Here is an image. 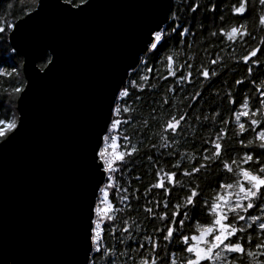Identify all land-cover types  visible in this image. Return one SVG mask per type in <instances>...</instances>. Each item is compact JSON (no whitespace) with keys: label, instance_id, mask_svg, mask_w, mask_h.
<instances>
[{"label":"snow or ice","instance_id":"obj_1","mask_svg":"<svg viewBox=\"0 0 264 264\" xmlns=\"http://www.w3.org/2000/svg\"><path fill=\"white\" fill-rule=\"evenodd\" d=\"M89 4L90 0H57L56 7L68 16H77ZM249 4L250 0H236L230 6V15L239 22L228 28L221 26L211 33L221 41L226 39L233 45L247 46L233 61V66H240L238 72L243 70L233 81L236 90L228 92L222 101L227 106L228 118L213 109L212 117L204 116L205 123L200 125L207 129L208 121L214 125L219 119L223 126L214 128L207 138L194 134L189 144L183 125L188 122L191 106L183 113L169 111L160 121L152 115L144 126L155 127L156 131L148 137L149 151L141 157L143 142L137 146L130 136L116 134L121 126L135 119L134 116L128 118L133 111L131 104L149 103L142 94L151 88L153 69L141 57H150L153 64L157 60L163 63L166 74L158 79L165 83L172 79L174 83L167 92L173 94L179 87L193 84L197 78L201 83L209 81L204 88L207 90L220 75L214 67L201 66L195 69L194 76L193 64L177 66L173 55L161 56L170 44L174 47L176 41L186 39L194 24L184 26L175 18L170 21L166 13L144 31L134 61L111 88L108 109L104 110L92 139L89 167L93 183L81 225L85 253L82 264H98V260H102V264H117L119 258L123 264H264V60L261 59L264 39L257 42L253 35L256 29L249 30ZM258 4L259 12L254 5L251 8L255 13L253 24H258L259 31L264 33V0H258ZM32 5L27 9L22 7V15L14 21L0 20V45L6 42L7 34L16 55L26 56L14 41L39 15L43 0H32ZM200 8L198 3L189 5L193 19ZM218 8L219 3L209 0L202 25L209 15L215 24ZM219 20L223 24V14ZM161 24H166L167 28ZM54 56V51L42 49L26 57L29 65L42 62L40 70L33 73L38 77L50 71ZM218 61L222 63L216 56L209 63L215 66ZM29 88L30 81L13 86L11 94L21 101ZM202 95L203 91L197 92L190 99L198 101ZM171 105V100H163V109ZM21 124L22 113L19 116L5 114L0 118V144L9 141ZM181 137L192 154L179 151ZM137 158L146 161V166L142 165L143 171L125 182L127 187H121L116 183V174L135 170L130 166ZM145 177H150L146 184L130 191L133 182H141ZM133 198L135 207L131 202ZM117 231L120 235L116 238L118 243L114 244L112 240ZM118 247L122 250L118 251Z\"/></svg>","mask_w":264,"mask_h":264},{"label":"water","instance_id":"obj_2","mask_svg":"<svg viewBox=\"0 0 264 264\" xmlns=\"http://www.w3.org/2000/svg\"><path fill=\"white\" fill-rule=\"evenodd\" d=\"M171 2L90 0L68 16L57 0H43L14 41L26 56L42 49L55 56L50 71L37 77L38 61L29 65L17 55L30 88L16 103L21 127L0 144V264H82L94 132L144 31L169 15Z\"/></svg>","mask_w":264,"mask_h":264},{"label":"trees","instance_id":"obj_3","mask_svg":"<svg viewBox=\"0 0 264 264\" xmlns=\"http://www.w3.org/2000/svg\"><path fill=\"white\" fill-rule=\"evenodd\" d=\"M211 2L219 3L215 24H213V17L209 15L208 20L203 21L202 25V20L206 14V6L209 4V0H172L168 15L170 21L172 18H175L177 23L183 24L184 26L194 24V27H190L186 39L176 41L174 47L170 44L168 49L161 53V56L173 55L177 66L189 63L193 64L194 76L196 75L195 69H198L201 66L208 68L214 67V70L220 73V75L215 78V83H212L210 88L204 90L205 86L209 84V81L205 80L201 83L200 79L197 78L193 84L179 87L174 94L172 92H167V88L172 86L174 81L169 79L167 83H165L158 79L162 74H166L164 72L163 63L160 60H157L155 64H153L148 56H142L141 58L142 60L148 61V66L153 69L150 80L151 88L142 94L143 99L149 101V103L143 104L141 102L131 104L130 107L133 111L128 118L131 119V117L134 116L135 119L132 120L130 124L121 126L120 131L116 133L118 136L124 134L130 136L132 143L137 146L143 142L144 148L140 154L141 157L144 152L149 151L147 147L150 142L148 137L156 131L155 127L148 129L144 126V122L149 121L152 115H155L157 121H160L166 118L169 111L183 113L188 110L189 106H191V114L188 117V122L183 125L189 144L191 143L194 134H198V137L207 138L210 131L214 128L223 126L220 124L219 119H217L214 125L211 120L208 121L207 123L209 124V127L207 129L201 128L200 125L205 123L203 117L208 116L211 118L213 109L220 113L224 118H228L229 116V113L226 111L227 106L225 103H222V101L228 92L236 90V85L233 81L234 79L239 78L243 70L240 69L238 72L237 69L240 66H233V61L242 54L244 47L247 46L242 47L240 44L233 45L226 39L221 41L219 36L213 37L211 35L213 31H218L221 26L228 28L239 22L233 20L230 15V6L235 3L236 0H211ZM191 3H198L201 5V8L195 13L194 19L193 13L189 10V5ZM9 4L12 5L11 8H9ZM253 5L257 9V12L260 11L258 0H250V11L247 18V24L249 30H253V28L256 29L253 31V35L257 38V42H259V40L264 39V33L259 31L258 24H253V16L255 15V13L251 11ZM32 6V0H3L0 5V20L6 18L8 21H14L18 16L22 15L20 12L22 7L27 9ZM10 13H14V15ZM221 14L224 16L223 24L219 20ZM164 28H167L166 24ZM168 34L170 33H166V35ZM5 40L6 42L3 45H0V73L6 74L0 75V118H3L5 114L8 116L15 114L17 116V100L14 95L11 94V88L13 86L24 85L25 83L22 73V59L10 48L7 42V34L5 35ZM216 56L221 58L222 63L218 61L217 64L213 66L209 61ZM261 59L264 60V56H261ZM41 63V61L37 62L39 68ZM225 69H227V71H224ZM184 71H188V69L184 68ZM132 79H137V77L132 76ZM201 91H203V95L198 101L190 99V97ZM5 92L8 93L7 96L4 95ZM164 99L172 101L170 108L163 109ZM154 109L155 111H153ZM194 117H200V119L194 120ZM123 143L124 142L121 140L120 144L123 145ZM179 143L182 145V147L179 148V151H187L192 154V149L184 144V137L179 138ZM173 147L175 148L176 145H173ZM120 150L123 151V147H121ZM161 163L163 164L164 162L161 161ZM146 164V161L137 158L135 164L130 166V169L135 170L126 171L124 173L118 172L116 174V183L121 187H127L128 185L125 182L132 180L138 171L142 172V165L146 166ZM121 176L123 179H121ZM149 179L150 177H145L141 182H133L130 191L140 187L142 183L146 184ZM142 194L143 188L141 187V203H143ZM131 202L135 207L136 201L134 198ZM132 218H136L135 213H133ZM118 225L119 221H117V226ZM119 235L120 233L117 231L112 243H118L116 238H118ZM135 236L136 234L134 233L133 238H135ZM117 250H122V247H118ZM98 264H102V260H98ZM117 264H123L122 258L117 259Z\"/></svg>","mask_w":264,"mask_h":264}]
</instances>
